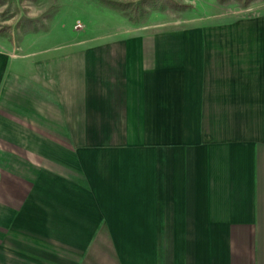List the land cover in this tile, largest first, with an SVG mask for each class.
I'll return each mask as SVG.
<instances>
[{"label": "crops", "instance_id": "crops-1", "mask_svg": "<svg viewBox=\"0 0 264 264\" xmlns=\"http://www.w3.org/2000/svg\"><path fill=\"white\" fill-rule=\"evenodd\" d=\"M26 37L15 46L0 40V138H20L27 165L2 160L0 141V264H99L106 249L92 242L98 232L121 237L116 247L107 241L109 264H264V32L217 55L154 50L159 67H181L179 81L165 86L154 74L146 83L143 52L23 49ZM134 56L137 78L128 74ZM216 68L213 83L208 70ZM215 102L221 140L200 143L192 139L202 133L200 106ZM146 104L161 109L138 119L162 141L125 160H96L94 138L124 120L123 110ZM72 128L89 143L51 148V135ZM51 152L76 177L56 171ZM129 185L136 191L124 193ZM50 218L65 223L56 243Z\"/></svg>", "mask_w": 264, "mask_h": 264}, {"label": "rangeland", "instance_id": "rangeland-1", "mask_svg": "<svg viewBox=\"0 0 264 264\" xmlns=\"http://www.w3.org/2000/svg\"><path fill=\"white\" fill-rule=\"evenodd\" d=\"M171 1L166 3L163 0L164 4L161 8L146 6L145 11L141 13L136 9V5L141 0H0V40L15 46L27 36L23 49H26L29 44L30 48L36 49L60 47L143 52L147 54V57H140L145 60L146 83L152 80L158 82L157 77L161 76L160 85L165 86L169 85L170 77L171 83L172 80L179 81L181 67L175 69L159 67L161 65L150 56L154 50L197 49L205 51L206 54L217 55L221 49L249 47L248 42L251 36L264 32V0H249L248 3L244 0ZM116 3L120 8H124L125 5L131 7L126 9L125 14L123 10L116 11L108 7ZM138 59L136 56L131 57L128 63V74H133L131 76L136 78L137 73H141L138 70ZM208 72L218 77L213 81L218 83L221 70L216 68ZM153 74L155 76L149 81L148 75ZM202 75L199 72L196 77ZM130 108L129 115L126 109L121 112L124 120L113 122L114 126L108 135L94 138L96 140L94 143H100L98 144L99 152L95 153L96 160L102 161L110 156L115 161L125 160L127 157L143 154L147 148L162 141L153 124L138 119L142 117V114L148 118L153 116L152 113L158 106L146 104L143 107L135 105ZM200 108L199 125L202 133L200 135L196 132L192 139L200 138V143L204 144L214 139L221 140V102L202 104ZM158 109L160 111L161 108ZM16 123L24 124L19 121ZM73 123L68 122L69 125ZM178 126L181 129L184 128L181 124ZM74 133L72 128L68 136L51 135L50 141L53 142H51V148L54 145H63L67 150L75 152L80 145L89 143L88 137L82 134L75 136ZM81 133H84V130H81ZM180 134L179 131V139H181ZM17 139L20 140L16 137L0 138L6 153L14 150L11 153L12 156L5 153L1 159L18 161L26 167L27 165L24 164L26 154L22 152L19 146L22 143ZM38 157L41 156L38 155ZM49 158L51 165H55L56 171L63 170L66 171L67 176L69 174L76 177L73 168L62 167V159L59 158V161L55 153L51 152ZM18 171L21 174L22 170L18 169ZM117 180L119 179L115 175L113 183L116 184ZM67 183L70 184V182ZM134 190L136 191V188L130 185L128 188L125 186L123 188V192L128 194ZM21 199L18 201L19 206L25 204ZM0 205L3 203L0 202ZM53 211L50 210V213ZM50 220V224H53L50 226V243H56L59 239L63 240L65 236L61 232L58 233L57 226L65 223L52 218ZM112 237L116 247L117 241L121 240L117 233L112 235L107 232H98L94 234L92 242L95 246L105 247L108 252L112 248L107 241L113 239ZM105 252L103 260H98L99 264L110 263L108 254ZM78 256L77 259L81 262V255ZM87 263L96 264V261L89 258L83 264Z\"/></svg>", "mask_w": 264, "mask_h": 264}, {"label": "trees", "instance_id": "trees-1", "mask_svg": "<svg viewBox=\"0 0 264 264\" xmlns=\"http://www.w3.org/2000/svg\"><path fill=\"white\" fill-rule=\"evenodd\" d=\"M171 0H164V2H166V3H171L170 2ZM248 1L249 0H244V2L245 3H248ZM115 3V2H114ZM162 4H164L163 3V0H141V2H139L137 5H136V9H137V11L138 12H144L145 11V7L146 6H150V7H157L158 6V8H161V6H162ZM118 5V3H116V4H111L110 6H108L110 9H112V10H116V11H121V10H123L124 12V14L126 13L125 11H126V9L127 8H129V7H131V6H129V5H125V7L123 8H120V7H118L117 6Z\"/></svg>", "mask_w": 264, "mask_h": 264}]
</instances>
